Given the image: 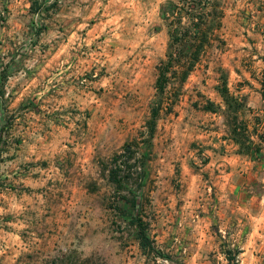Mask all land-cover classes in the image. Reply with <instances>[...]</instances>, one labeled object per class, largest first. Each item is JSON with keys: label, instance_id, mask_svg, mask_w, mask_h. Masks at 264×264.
Masks as SVG:
<instances>
[{"label": "rangeland", "instance_id": "1", "mask_svg": "<svg viewBox=\"0 0 264 264\" xmlns=\"http://www.w3.org/2000/svg\"><path fill=\"white\" fill-rule=\"evenodd\" d=\"M261 1L220 0L243 22ZM167 3L0 0V264H264V148L231 140L219 92L264 136V56L243 23L212 42L148 140ZM131 192L160 255L134 237Z\"/></svg>", "mask_w": 264, "mask_h": 264}, {"label": "trees", "instance_id": "2", "mask_svg": "<svg viewBox=\"0 0 264 264\" xmlns=\"http://www.w3.org/2000/svg\"><path fill=\"white\" fill-rule=\"evenodd\" d=\"M162 12L169 20L168 49L165 58L157 67L155 98L145 126L148 140L153 136L156 121L161 116L173 113L174 106L183 94L184 84L199 64L206 48L212 42L224 44L220 33L224 9L220 0H168ZM260 85V95L264 101V81ZM219 92L225 105L224 121L229 126L231 140L246 154L251 153L250 148H256L255 153L262 154L264 136L256 134L257 141H254L247 122L239 121V116L244 114L245 110L251 111L247 107L246 98H235L229 92L225 81L222 82ZM204 109L211 110L212 104L209 102ZM123 157L125 159L122 163L126 166L129 156ZM118 158L120 157H116ZM126 168L129 170V167ZM122 171L124 170L120 166H115L110 172L112 181L119 185L130 178V176H121ZM141 179L142 175H139L133 181H141ZM126 203L133 212V221L137 223L134 237L148 252L160 255V250L155 248L147 234L140 192H131V199L126 200Z\"/></svg>", "mask_w": 264, "mask_h": 264}, {"label": "crops", "instance_id": "3", "mask_svg": "<svg viewBox=\"0 0 264 264\" xmlns=\"http://www.w3.org/2000/svg\"><path fill=\"white\" fill-rule=\"evenodd\" d=\"M19 1V0H17ZM21 3V2H19ZM262 5H264V0H262L260 2ZM260 6L259 8L255 6V9H253V6L250 5L251 8V13L255 14V18L253 17L250 21L248 22H243V16L242 15H238L235 10L233 11L232 9L228 8L225 11V16L223 18V25H222V30H221V34L222 37L225 40H237V41H241L242 36H235L237 33L240 34V29H244L241 25L243 23V26H246V35L249 37L251 35V33H253L252 35L254 36H250L249 38L251 40H254V43H252V45H254L256 47V53L258 56H264V36L262 35V31L264 29V11H262V9L264 8V6ZM246 12L247 8H246ZM246 18L248 17L247 15H245ZM244 16V17H245ZM241 21V23L239 22ZM251 31V33H250ZM255 33V34H254ZM243 41H245L246 44L247 40L244 39ZM245 44V45H246Z\"/></svg>", "mask_w": 264, "mask_h": 264}, {"label": "built area", "instance_id": "4", "mask_svg": "<svg viewBox=\"0 0 264 264\" xmlns=\"http://www.w3.org/2000/svg\"><path fill=\"white\" fill-rule=\"evenodd\" d=\"M262 6H264V5H262ZM262 11H264V8L262 9ZM262 35L264 36V29H263V31H262Z\"/></svg>", "mask_w": 264, "mask_h": 264}]
</instances>
